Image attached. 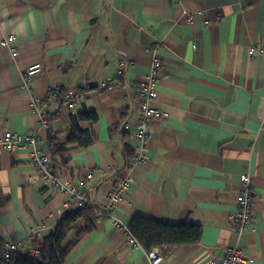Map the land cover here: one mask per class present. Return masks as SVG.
Instances as JSON below:
<instances>
[{"label":"crops","instance_id":"1","mask_svg":"<svg viewBox=\"0 0 264 264\" xmlns=\"http://www.w3.org/2000/svg\"><path fill=\"white\" fill-rule=\"evenodd\" d=\"M9 33L16 36L15 52L0 45V134L40 131V148L48 152L47 131L67 141L73 130L90 128L93 141L68 144V164L59 172L72 181L93 170L86 187L97 206L117 179L133 178L111 216L94 219L64 264H149L127 230L135 215L200 227L196 244L154 246L162 264H209L229 246L241 251L242 264H264V52L257 53L264 51V0H0V40ZM153 56L161 63L156 72ZM37 63L40 71L24 82L27 66ZM152 75L155 105L164 115L149 126L144 161L133 163L139 109L133 92ZM112 80L118 87L102 86ZM86 85L96 88L73 109L48 96L50 89ZM33 97L55 116L46 131L28 107ZM83 109L95 115L91 125L78 118ZM124 145L132 159L123 155ZM241 173L251 178L254 211L247 230L237 234L229 218ZM34 176L27 149L0 154L3 243L34 246L68 211L69 196L48 191ZM84 228L80 222L64 244Z\"/></svg>","mask_w":264,"mask_h":264},{"label":"built area","instance_id":"2","mask_svg":"<svg viewBox=\"0 0 264 264\" xmlns=\"http://www.w3.org/2000/svg\"><path fill=\"white\" fill-rule=\"evenodd\" d=\"M175 1L178 2V0ZM184 15L187 21H191V14L184 12ZM15 40V34L9 33L1 38L0 45L8 48L10 52L14 53ZM147 50L153 52L154 47L151 46ZM257 51H259L257 52L259 54L264 52L263 49H259ZM249 52L254 53V47H250ZM40 69L41 65L38 63L27 66L23 75L24 82H30L32 77L35 76ZM160 69L161 63L159 58L153 56V72ZM124 71L125 61L120 58L118 60V75L123 74ZM153 76L154 75L145 79V81H138L133 92L139 107L134 133L137 144L135 147L133 163H141L144 161L148 151L149 126L155 118L164 115L163 112L155 105L157 91ZM102 86L118 87V84L116 80H112L104 83ZM103 87L100 85L99 89H103ZM48 96L57 100L59 98V89H50L48 91ZM82 97L83 96L79 92L76 93L74 90H67L62 96H60L61 104L69 109H73L76 106V103L79 100H82ZM28 105L30 110L37 116L39 129L46 131L49 128V120L52 115L51 111H44L40 108V98L33 97ZM124 128H129V125L125 124ZM42 142L43 136L40 131L19 134L8 130L0 134V154L4 152H17L20 149H27L29 162L35 171V176L32 180L52 193L67 194L69 196V200L64 203V207L66 209L70 210L80 208L83 205L88 204L98 210L99 215L96 217L98 220L110 217L112 211L123 200L124 193L132 184L133 178L127 174L126 176L117 179L107 191L105 203L102 204V206H97L89 199L88 189L86 187V183L94 177L93 170H87L82 174H79V176L74 178L72 181L64 180L60 176L59 171L61 169L54 166L55 163L52 161L49 153L40 148V143ZM52 168H54V170H52ZM101 171V169H98V172ZM238 182L240 188L235 200L236 210L234 214L230 216L229 222L234 232L242 234L247 230L248 226L252 222L254 195L251 188V178L247 173L239 174ZM36 231L37 229L32 228L30 233L34 234ZM127 243L129 245H137V242L130 236H127ZM14 252H20L22 255L30 258H39V250L24 242V240L12 243H3L0 247V254L4 260H8ZM146 257L149 264H162L163 262V257L157 247H152L146 251ZM243 260L241 251L236 246H229L225 249L224 254L221 257L211 258L209 264H242Z\"/></svg>","mask_w":264,"mask_h":264},{"label":"trees","instance_id":"3","mask_svg":"<svg viewBox=\"0 0 264 264\" xmlns=\"http://www.w3.org/2000/svg\"><path fill=\"white\" fill-rule=\"evenodd\" d=\"M68 64L63 67V70L68 68ZM122 75V74H121ZM96 87L89 85L77 90L85 97L86 91ZM75 91L76 93H78ZM64 93L59 91V98L57 101L61 105L60 96ZM55 116H51L53 119ZM81 120H87L91 125L95 120V115L83 109L78 114ZM80 120V121H81ZM92 130L89 128L85 131L73 130L70 138L67 141H58L53 138L50 131L46 132V140L48 141V153L55 163L54 166L62 169L67 166L65 155L68 151V144L76 142L77 145L88 146L93 138L91 137ZM125 152L129 153L130 159L133 157V151L123 146V155ZM135 155V153H134ZM58 158V160L55 159ZM128 166V165H127ZM54 170V168H52ZM99 215L98 210L88 204L80 208L68 210L56 225V229L52 235L45 236L41 239H34V247L39 250V258H30L22 255L20 252H14L8 260H4L0 254V264H64L65 258L70 250L74 247L82 235L92 229L94 219ZM82 222L85 228L69 243L64 244V239L70 231L77 228L78 224ZM129 233L134 236L141 247L148 251L150 248L157 246L175 247L186 244H196L200 241L201 229L198 225L185 222L183 224H170L164 221H158L148 216L135 215L127 226ZM34 242V241H31ZM3 245L0 240V247Z\"/></svg>","mask_w":264,"mask_h":264},{"label":"rangeland","instance_id":"4","mask_svg":"<svg viewBox=\"0 0 264 264\" xmlns=\"http://www.w3.org/2000/svg\"><path fill=\"white\" fill-rule=\"evenodd\" d=\"M82 96H83V94L82 93H80ZM84 97V96H83ZM61 106H63L62 104H61Z\"/></svg>","mask_w":264,"mask_h":264}]
</instances>
